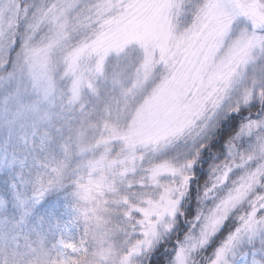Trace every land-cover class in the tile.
I'll list each match as a JSON object with an SVG mask.
<instances>
[{
  "label": "snow or ice",
  "instance_id": "6c2138e0",
  "mask_svg": "<svg viewBox=\"0 0 264 264\" xmlns=\"http://www.w3.org/2000/svg\"><path fill=\"white\" fill-rule=\"evenodd\" d=\"M0 264H264V0H0Z\"/></svg>",
  "mask_w": 264,
  "mask_h": 264
}]
</instances>
